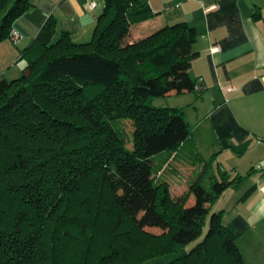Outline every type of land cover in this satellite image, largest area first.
I'll use <instances>...</instances> for the list:
<instances>
[{"label":"trees","instance_id":"obj_1","mask_svg":"<svg viewBox=\"0 0 264 264\" xmlns=\"http://www.w3.org/2000/svg\"><path fill=\"white\" fill-rule=\"evenodd\" d=\"M102 1L90 40L54 38L50 17L20 50L24 72L0 78V264H145L170 252L179 253L166 264H248L222 212L207 214L256 167L220 171L206 191L214 158L194 151L180 108L151 105L195 91V28L182 21L132 39V27L154 16L148 0ZM31 7L0 0V41ZM160 154L187 175L179 201L154 183Z\"/></svg>","mask_w":264,"mask_h":264},{"label":"crops","instance_id":"obj_2","mask_svg":"<svg viewBox=\"0 0 264 264\" xmlns=\"http://www.w3.org/2000/svg\"><path fill=\"white\" fill-rule=\"evenodd\" d=\"M90 1L95 3L93 9ZM148 2L155 21L132 27V39L182 21L196 30L198 55L188 72L194 81L200 80L201 89L168 95H173L172 107L182 108L194 151L204 160L214 158L219 172L246 175L264 162V0ZM31 3V9L13 24L20 35L18 42L0 41V78L10 80L24 72L26 64L16 68L20 50L31 43L48 18L55 21L54 38L68 31L73 41L86 42L103 8L102 0ZM255 13L259 18L254 19ZM213 46H218L217 52H211ZM188 110L194 115L193 125L186 119ZM246 142L248 146L240 150ZM195 156L190 151V158L196 160ZM228 192L229 203L219 210L222 221L237 234L244 261L264 264V170L254 169L242 185L229 187L222 195Z\"/></svg>","mask_w":264,"mask_h":264},{"label":"rangeland","instance_id":"obj_3","mask_svg":"<svg viewBox=\"0 0 264 264\" xmlns=\"http://www.w3.org/2000/svg\"><path fill=\"white\" fill-rule=\"evenodd\" d=\"M150 20L151 22L155 21V19L153 18L148 19V21ZM23 63L26 64L24 60L20 59L16 63L17 64L16 68H20ZM172 98H173V95L165 96V97H155L152 99L151 105L155 107H172L171 106ZM187 112H188V115L186 119L189 121L191 125H193L194 115L191 110H188ZM124 126H125V131L130 133L131 129H130L129 123L126 122ZM189 129L191 128L189 127ZM130 146L131 145L129 144L128 147ZM163 156H164L163 154H160V155H157L156 158H154V170H153L154 183L158 185L165 184V186L167 187L169 196L173 200L179 201V199H181V197L183 198L185 192L187 191V181H186L187 175L184 174L183 169L174 170V169L165 168V162H163V158H162ZM211 164L212 165L210 169L208 170L207 174L202 177L201 182H200L201 186L208 192L212 191V183L216 179L215 177H217L218 175V178H219V171L217 170L215 166V162L213 161ZM222 193L218 195V197H216L210 204L209 211L207 214L208 216L213 212L219 211L222 207H224L225 205L229 203L230 193L228 192V193H225L224 195H222ZM233 201H235V198L232 199V202ZM193 202H194L193 198L189 199L186 205H190ZM206 229H207V222L204 225L200 236L196 238L194 241H192L191 243L187 244L184 247V250L189 251L194 245H196L199 241H201L203 239V236L205 235ZM147 230L154 231L156 235L158 236L160 235L159 229L147 228ZM178 253L179 252H170L159 258L148 261L145 264H166L169 261L175 259Z\"/></svg>","mask_w":264,"mask_h":264},{"label":"built area","instance_id":"obj_4","mask_svg":"<svg viewBox=\"0 0 264 264\" xmlns=\"http://www.w3.org/2000/svg\"><path fill=\"white\" fill-rule=\"evenodd\" d=\"M94 7H95V3H94L93 1H90V2H89V8H90V9H93ZM212 7H214V6H212ZM8 39H9L13 44H15V43H17L18 40L20 39V35H19V33H18L16 30H14V29L12 28V29L10 30V32H9ZM218 49H219L218 46H213V47H211V52H217ZM200 89H201V83H200V80H198V81L196 82L195 86H194V90H195V91H200ZM229 91H233V88L230 87V88H229ZM256 169H257V170H264V162H262L261 164L257 165V166H256Z\"/></svg>","mask_w":264,"mask_h":264}]
</instances>
